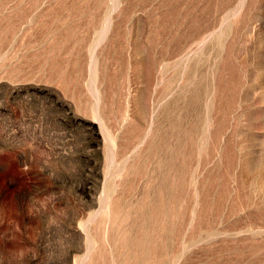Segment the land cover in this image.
I'll use <instances>...</instances> for the list:
<instances>
[{
    "label": "rangeland",
    "instance_id": "rangeland-1",
    "mask_svg": "<svg viewBox=\"0 0 264 264\" xmlns=\"http://www.w3.org/2000/svg\"><path fill=\"white\" fill-rule=\"evenodd\" d=\"M0 264H264V0H0Z\"/></svg>",
    "mask_w": 264,
    "mask_h": 264
}]
</instances>
